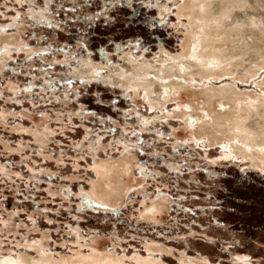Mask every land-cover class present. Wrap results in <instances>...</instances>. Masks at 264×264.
<instances>
[{
    "label": "rangeland",
    "instance_id": "obj_1",
    "mask_svg": "<svg viewBox=\"0 0 264 264\" xmlns=\"http://www.w3.org/2000/svg\"><path fill=\"white\" fill-rule=\"evenodd\" d=\"M181 4L0 0L1 261L38 263L42 251L57 264H264V167L187 126L209 113V79L163 104L106 81L124 57L182 51ZM87 63L104 69L84 78ZM258 71L211 81L261 96ZM104 171L120 180L115 201L98 199L99 183L113 186Z\"/></svg>",
    "mask_w": 264,
    "mask_h": 264
},
{
    "label": "bare ground",
    "instance_id": "obj_2",
    "mask_svg": "<svg viewBox=\"0 0 264 264\" xmlns=\"http://www.w3.org/2000/svg\"><path fill=\"white\" fill-rule=\"evenodd\" d=\"M181 1L182 4L177 8V18L187 20V23H181L186 30L181 43L182 51L174 55L161 44L159 53L152 60L144 56L141 59L124 57L122 65L108 68L106 81L111 85L122 86L127 91L143 89L147 97L153 98L152 101L163 104L188 90L192 77H201V81L209 79L201 93L208 102L202 104L209 113L197 117V122L187 120V126L197 125L200 128L197 134L209 135L211 143L226 144L236 157L250 161L253 167L262 168L264 95L252 96L230 84L214 88L211 79L219 81L230 77L235 81L247 82L257 75L259 69L264 70V0ZM166 17L164 12H160L162 21ZM2 39L0 37V46L5 42ZM248 48L258 55L249 56ZM246 57H255L258 60L260 58L262 61L247 70L244 67ZM102 69V66L87 63L83 64L79 74L84 78L96 77ZM199 107L202 106L194 108ZM199 110L203 111L200 108ZM231 156L230 154L229 157ZM104 168H108L110 172L118 169L111 164L104 165ZM109 171L100 174L102 178L112 179L113 186L108 191L104 190V183H99L102 186H98V190L95 187L99 198L96 197L102 202H110L122 194V190L117 187L120 184L119 178L112 177L113 174L109 178ZM101 189L104 191H100ZM164 206L159 205L158 208H165ZM40 253L42 258L38 263L20 256L17 260H0V264H57L45 257L42 251ZM90 263L89 261L86 264Z\"/></svg>",
    "mask_w": 264,
    "mask_h": 264
},
{
    "label": "water",
    "instance_id": "obj_3",
    "mask_svg": "<svg viewBox=\"0 0 264 264\" xmlns=\"http://www.w3.org/2000/svg\"><path fill=\"white\" fill-rule=\"evenodd\" d=\"M156 39L160 40V38L158 36H156Z\"/></svg>",
    "mask_w": 264,
    "mask_h": 264
}]
</instances>
